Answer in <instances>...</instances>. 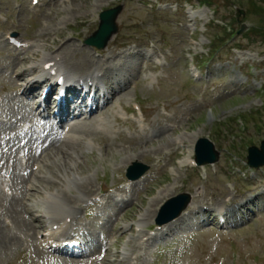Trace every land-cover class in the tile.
<instances>
[{
  "label": "rangeland",
  "instance_id": "374dc122",
  "mask_svg": "<svg viewBox=\"0 0 264 264\" xmlns=\"http://www.w3.org/2000/svg\"><path fill=\"white\" fill-rule=\"evenodd\" d=\"M67 1L41 0L40 5L33 8L29 0H0V96L4 97L0 100V145L6 152L11 148L13 157L19 161H16V166L23 168L19 155L14 156L17 154L15 149L21 145L23 138L29 137L30 130L25 137L23 132L18 134L17 128L8 125L14 122V113L22 104L16 99L8 102L15 93L9 92V83L3 82L7 75L2 66L9 62L7 56L13 58L7 64L11 75L25 58L4 49V32L17 33L19 38L31 40L28 41L32 44L29 53L43 55L51 51L47 46H63L60 52L55 53H63L64 65L73 74L92 68L94 62L91 59L96 62L109 60V79L122 81L119 87L117 82H113L115 85L112 83V86L123 91L108 104L97 120L80 125L74 131L77 135L80 131L82 138L76 145L68 144L53 150L43 163L40 160L42 157L36 161L38 164L30 166L31 169L41 166L33 172L32 178L54 193H60L62 206H76L75 226L85 224L94 233L98 231V234H91V238L105 237L104 241L113 243L124 232L121 245L117 249L110 247L108 260H112L115 250L122 252L126 242L138 236L134 234L138 229L137 222L148 210L151 200L160 194L188 193L192 204L211 205L213 212L224 208L225 204L229 208L242 206L248 189L262 192L264 173L256 172L254 181L248 177L246 170L244 174L247 177L243 178L241 173L233 174V169L238 172L236 167L242 168L238 162L246 158L247 145L258 147L264 140V104L261 100L264 98L258 97L264 83L263 4L254 0L252 3L231 0L234 5L220 7L218 17L226 22V27L229 28L228 24L235 30L240 27L234 22L235 9L238 8L244 11L241 22L248 28L224 44L228 39L226 36L215 62L200 66L203 74L208 72L209 78L205 81L201 76L198 79L191 77V61L193 59L196 65L198 60L207 58L210 47L219 46L218 39L224 32L216 29L220 21L209 24L215 16L198 6L197 0L191 1L192 10L196 12L192 16L194 19L189 18L191 7L184 9L183 1L160 0L158 11L166 12L163 14H158L157 10L150 11L151 6L144 3L146 0H70L65 3ZM118 5L123 6L117 20L118 30L105 49L84 46V40L97 29L98 14ZM248 30H251L252 40L256 43L242 39ZM235 44L245 50H232ZM42 55H38L39 59L32 67L35 68ZM38 100L32 99L31 102ZM137 103L143 107L146 119L135 112L133 117L137 125L133 126L134 133L128 128L131 126L129 123L118 122V118L124 120L125 114L115 115L122 107L131 110ZM237 116L242 117L244 124L238 120L234 122ZM99 125L103 127L104 134H99ZM127 130L130 132L127 133ZM115 131L121 132L128 142L123 144ZM10 132L16 134L20 142L14 146L11 143L9 147L5 138L10 136ZM3 134L4 137L7 135L5 138L2 136L4 139L1 138ZM178 136L184 137L182 142L185 147L193 138H208L219 152V162L213 167H205L204 171L180 167L174 159L180 158V153L182 157L186 155V150L181 147L177 154L173 140ZM230 157L237 159L232 162L228 160ZM134 162L146 164L150 169L145 178L129 191L122 188L124 182L127 185L124 172ZM44 172L46 176L42 174ZM69 175L72 178L76 175L73 191L63 187V177ZM177 176L180 178L176 179ZM34 184L31 183L32 186ZM105 189L111 191L112 198H106L110 195L103 193V205L88 210L91 213L88 217L84 204L100 195L99 190ZM116 191L129 193L132 201L123 206L116 205L113 201ZM25 195L19 196L22 202L17 201L18 205L21 209L29 207L34 215L37 212L32 200L41 194L32 191ZM80 196L86 201H80ZM6 203L8 200L0 203V264H65L39 248L34 225L42 227L44 220L33 224L32 215L24 212L22 215L27 218V224L30 223V229L24 228L23 223L22 227L14 221L8 223L7 216L12 218L13 215L7 210ZM9 206L17 205L13 201ZM249 208L256 213L252 215L248 212L241 220L235 221L236 228L227 231L210 226L193 228L189 232L181 229L175 240L165 239L158 249L156 245L138 247L134 241V247L127 250L130 263L138 256L136 264H264V194ZM53 210L57 215L61 213L58 206H54ZM229 215L232 219V214ZM154 218L149 215L147 221L141 224L146 237V227ZM107 219L113 222L111 226L115 231L112 234L108 232V227L103 228ZM123 225L128 226V230L118 231ZM43 230L44 227L38 234ZM99 247L95 248V256L99 254ZM108 260L104 264H109ZM66 264L69 263L66 261Z\"/></svg>",
  "mask_w": 264,
  "mask_h": 264
},
{
  "label": "bare ground",
  "instance_id": "6f19581e",
  "mask_svg": "<svg viewBox=\"0 0 264 264\" xmlns=\"http://www.w3.org/2000/svg\"><path fill=\"white\" fill-rule=\"evenodd\" d=\"M43 56H45V57H43ZM89 59H91L90 56H89ZM91 60L94 62V65L92 66V68H89V73L85 76V78H83L84 76H82L81 74H73L67 68L68 66L65 67L63 53L57 54L53 51H49V52H47V54H43L41 56L39 62L37 64H35V68L32 67L29 70L25 69L22 72H20V74H17V71L14 70L11 73V77H12V75L15 74L14 80L11 81L12 87L15 83V80H17L20 76H24L30 72L36 73V74H41V75H53L57 78H64V83H68V81H70V80H75L77 83L82 82L80 84L85 85L86 82H88V81L91 82V81L95 80L97 82L95 86H97L100 82H102V84H104L105 87L111 89V92L109 93V95L103 94L102 97H99L100 100H103L107 104V102H110L118 94L116 87L112 86L113 82H110V81L107 82L103 79V77L106 75L110 65L108 66L109 63L102 61V60L99 62H96L93 59H91ZM22 62L23 61H20V64ZM47 65H48V67H46ZM102 71H104V74L98 78V73H100ZM53 72H54V74H53ZM119 83L120 82H117L118 87L120 86ZM37 84H39V82L37 80L33 79L30 82H26L24 84L18 85V88H19V91H21L22 96H24V94H26V93L31 94L33 92L34 86ZM68 89H70V88H68ZM70 93H72V96L70 97L71 101L67 100V98L60 100L61 103L59 105L58 114H60V113L63 114L64 112L69 111V104L70 105L73 104L74 99L76 97L75 96L76 92L74 90H70ZM21 104H22L21 108L14 113V119H15L14 122L15 123L13 122L14 123L13 126L15 128L16 127L19 128L20 131H26V133H27V130H24V127L27 125H30L28 128V131L30 130L31 134L28 138L25 139V142L23 143L22 146L19 144L18 147L15 149L17 154H15L14 156L19 155V157L22 161L23 168H19L16 166V165H18V163H16V161H18V160L15 157H13V153L11 151V148H9L8 151L6 152L0 146V182H2V184L0 186V203L8 200V203H6L7 204L6 205L7 210L11 213V215H13L12 218L7 216L9 219V220L6 219L8 223H12L14 221V222H16V224L20 225L21 227H22V223H23L24 228L28 229V227H29V229H30V226H29L30 223L27 224V221H26L27 218L26 217L24 218L23 217L24 215H22V214H25L24 212L29 214V209L26 207L25 208L22 207V209H21L20 206L18 205V202L19 201L22 202V200L18 199V198L21 195H25V194L31 192V190H34L35 192L40 193L42 195V197H40L38 203L41 204V206L37 207V209L41 213L37 217H39V218L43 217L44 219H46L48 221V225L50 226V224H51V226H52L47 230V232L44 233V239H45L44 242L55 240L56 238H58L59 240H64L62 238L66 237V236H64L62 234V231L65 228L70 227V223H68L67 220H70L71 222H73L75 219V216L77 214V211L74 207H72V205H68V206L67 205H65V206L61 205L62 204V197L60 196V193H54L53 190L48 189L46 187H43L42 184L40 185L39 182H36L34 180L36 178H34V179L32 178L33 172L31 170L30 166L42 157L43 158L40 160H41V163H43V161H44L43 159H46V156L49 153H51L53 150H57L60 147L68 146V144H69V146L70 145H76L77 142H79L78 139H82V138L79 135L77 137H74L72 130L71 131L69 130L68 132L64 133V128L62 129V132L60 134L58 131L52 132L53 129L51 127H48V128L43 127L44 132H42V133L44 134L47 131V134L44 138L41 139L40 137L35 136V133H37V132L35 131V129L32 130V128H33V126L37 125V122H38L37 120H34V118L38 116V115H36V110H40L42 108V113H40V114H45L47 111L49 112V110L51 109L50 99H49V97H47L36 108L32 105H29L26 101H21ZM80 109H81L80 106H77L75 108V110H78V113H77L78 116H82L81 115L82 112L80 111ZM92 113H93V111L91 112V114ZM57 117H58V115H57ZM77 117H74V118H77ZM5 124H7V123H5ZM60 124H64V126H66L64 121L60 122ZM12 131H15V130H12ZM4 134L1 135V138H2V136L4 137ZM8 135H10V136L6 135L7 138H5L6 136L4 138L7 139V144L9 147H10L11 143H12V146H14L16 143L20 142V140L18 141L16 134L10 132ZM4 138H2V139H4ZM62 139H64V141L68 140L69 143L67 145L60 143L59 141H61ZM191 148H192V145L188 149V154L186 156V159L184 161H182V164H185V165L193 164L192 149ZM65 152H66V150H65ZM13 158H15V160H13ZM42 174H45V172ZM47 177H48V175H47ZM80 181H83V180H80ZM32 182L35 183L33 186L31 185ZM81 184H79V185H81ZM74 185H76V175L73 178H71L70 175L68 177L65 176L63 187H65L66 189H72L74 187ZM72 191H73V189H72ZM79 200L85 201V198L81 196V197H79ZM13 201L16 202L17 206H9V204L12 203ZM247 202H250V200L246 201V203ZM19 204L21 205V203H19ZM54 206H62V211H63L64 215H61V216H63L61 221H59V220L56 221V219L53 217L54 215H56L55 211L57 209L56 208L54 211L53 210ZM190 212H192V211H190ZM6 213L8 214V212H6ZM19 214L21 216H19ZM1 217H3V215H1ZM186 217H188V214H186V215L183 214L182 216H180L178 219H176L172 223L165 225L162 228H160V230L165 231L164 233L174 232V230L177 229L178 225H180L181 222H184V224L186 223V221L184 220ZM5 218H6V215H5ZM52 220H54V222H52ZM141 222H142V220H141ZM54 226H56V229H53ZM110 228L111 227H109V229ZM173 228H175V229L173 230ZM33 230H34V228H33ZM94 244L95 243H93L91 246H93Z\"/></svg>",
  "mask_w": 264,
  "mask_h": 264
},
{
  "label": "water",
  "instance_id": "95a60500",
  "mask_svg": "<svg viewBox=\"0 0 264 264\" xmlns=\"http://www.w3.org/2000/svg\"><path fill=\"white\" fill-rule=\"evenodd\" d=\"M121 12V7H118L116 9H112L109 11H106L100 15V25L98 28V31L93 35V38H90L87 40L88 44L95 45L98 48H102L105 46L107 41L111 38L113 34L117 31L116 26V18ZM202 147H207L205 144L202 143ZM201 146H199V150L201 149ZM261 151H258L256 149H252L249 156V164L251 166H261L264 164V157L262 154L264 153V144L261 147ZM216 158L215 156H211L210 158H203L201 160V156L199 155V163H209L214 161ZM143 169V168H141ZM140 169V172L137 174L138 176L143 173V170ZM138 176H129L130 178H136ZM167 221V220H165Z\"/></svg>",
  "mask_w": 264,
  "mask_h": 264
},
{
  "label": "trees",
  "instance_id": "16d2710c",
  "mask_svg": "<svg viewBox=\"0 0 264 264\" xmlns=\"http://www.w3.org/2000/svg\"><path fill=\"white\" fill-rule=\"evenodd\" d=\"M202 1H203V3H206V4H208V3H209V1H212V0H202ZM248 1L252 3V1H253V0H248Z\"/></svg>",
  "mask_w": 264,
  "mask_h": 264
}]
</instances>
